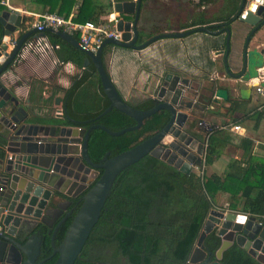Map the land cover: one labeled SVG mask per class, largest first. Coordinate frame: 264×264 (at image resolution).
I'll return each instance as SVG.
<instances>
[{
    "label": "water",
    "instance_id": "obj_1",
    "mask_svg": "<svg viewBox=\"0 0 264 264\" xmlns=\"http://www.w3.org/2000/svg\"><path fill=\"white\" fill-rule=\"evenodd\" d=\"M142 3L143 0H119L113 6V13L118 16L130 15L133 20L119 19L116 26L121 39L104 40L96 52L83 50L73 36L47 30L84 51L96 66L104 93L110 101V106L97 119L116 109L135 120V126L118 132L103 125H94L87 130L67 125L44 126L31 123L26 109L3 85L1 76L12 68L21 48L37 30L32 28L20 37L11 52H8L9 45L5 37H12L21 29L25 18L11 11L0 15V23L5 29L0 47V130L7 129V152L10 155L6 160L0 158V222L3 228L0 232V264H42L39 262L42 236L38 230L41 225L53 230V253L50 258L58 256L55 264H75L101 217L119 175L148 155L186 174L203 165L205 141L195 139L185 130L189 116L183 110L200 107L188 98L192 93L189 82L180 76L167 74L158 94L159 103L151 110L137 109L124 100L105 68L103 51L107 46L140 51L162 39H182L197 32L226 33V74L236 82L235 86L241 87V98L249 99L253 88L259 85H253V81L264 74V48H251V44L254 35L264 27V7L253 13L243 0L235 16L250 27L251 32L244 45L240 71L232 73L228 64L231 50L229 24L216 33L207 27H199L184 32L159 34L139 43L138 22ZM89 65L90 60H86L84 68ZM229 99L228 89L215 90L214 103ZM161 110L169 111L171 118L160 132L115 157L109 158L110 154H107L100 164L91 160L88 142L94 129L119 137L140 129L147 119ZM93 170H102L103 173L88 190ZM84 192L82 205L64 240L57 247V231L74 211V208L70 209L72 202L65 200V196L76 199ZM213 231H217L221 238L220 247L214 255L204 246L206 237ZM234 244L264 262V226L259 224L257 217L239 211L213 210L185 264H222L223 253Z\"/></svg>",
    "mask_w": 264,
    "mask_h": 264
},
{
    "label": "trees",
    "instance_id": "obj_2",
    "mask_svg": "<svg viewBox=\"0 0 264 264\" xmlns=\"http://www.w3.org/2000/svg\"><path fill=\"white\" fill-rule=\"evenodd\" d=\"M49 11L52 13L54 7ZM65 12L64 17L69 18L70 12ZM112 15L113 4L110 0H80L73 20L103 25L111 22ZM230 21V18L224 20L227 25ZM222 26L210 28L218 30ZM45 35L52 45L59 46L56 52L59 61L72 63L81 71L74 77L72 86L64 92L61 123L87 130L94 125H103L113 132L135 126L133 118L116 109L97 119L110 106V101L104 93L96 66L84 51L65 42L59 35L51 32ZM4 37L5 29L0 23V47ZM142 42L143 39H140ZM109 47L113 46L104 49L103 57ZM86 60H90V65L84 68ZM158 103V100L150 99L135 107L151 110ZM170 118L169 111L161 110L147 119L140 129L119 137L94 129L88 142L89 156L94 163L100 164L107 154L112 158L128 151L160 132ZM220 129H211L207 133V166L212 163L214 153L219 151L213 138ZM6 146V135L0 133L1 156ZM237 164H233L232 170L222 178L216 174L207 176L203 166L199 173L186 174L153 156H146L117 178L101 217L75 264H185L211 211L224 210L216 202L218 191L230 193L231 199H238L237 206L231 205L234 211L245 212L243 201L245 198L253 199L250 215L264 222V163H252L245 170ZM98 172L99 176L90 188L103 173L102 170ZM86 192L77 199H71L70 209L74 208V211L57 231V247L64 240ZM38 230L42 236L39 262L55 264L58 256L50 258L53 253V230L43 225ZM220 244L217 231L209 234L204 242L205 248L213 255ZM221 263L264 264L236 244L223 253Z\"/></svg>",
    "mask_w": 264,
    "mask_h": 264
},
{
    "label": "crops",
    "instance_id": "obj_3",
    "mask_svg": "<svg viewBox=\"0 0 264 264\" xmlns=\"http://www.w3.org/2000/svg\"><path fill=\"white\" fill-rule=\"evenodd\" d=\"M245 1L248 6L249 0ZM79 2L80 0H10L13 11L0 4V15L11 11L18 12L25 18L21 29L12 37H5L9 45L8 52L14 47L12 43L23 36L24 30L26 34L33 28L38 14L50 12L49 9L54 7L52 13L64 17L67 10L70 12L69 17L74 18ZM242 2L243 0H238L233 4L228 1L209 11L206 6H196L191 0H143L138 22L139 43L140 39L145 42L159 34L184 32L199 27H207L216 33L227 27L224 20L230 18L228 27L231 29V50L228 64L232 73H238L242 66L245 39L251 32L250 27L235 18ZM112 17L133 20L130 15L118 16L113 13ZM221 24L223 26L218 30L210 28ZM37 37L38 34L35 33L29 39ZM53 46V51L46 58L27 54L23 59L16 60L12 68L1 76V82L20 101L33 124L66 125L61 123L62 116H58L57 112L63 111L64 92L72 86L74 77L81 72L72 63L60 62L56 54L59 46ZM251 48H264V27L252 38ZM225 50L226 33L197 32L182 39H162L140 51L109 47L103 57L111 80L124 100L132 106L150 99L159 101L158 94L167 74L180 76L189 82L192 93L188 98L200 107L183 110L189 116L185 130L195 139L205 141L207 151L208 130L200 123L216 130L221 128L213 138L219 151L214 153L213 161L208 166L205 163V152L202 168L206 170L207 176L216 174L222 178L232 170L233 164L238 163L237 166L245 170L252 163H264V109L261 108L264 98L255 93V87L249 99L241 98V87L235 86L236 82L226 74ZM262 82L264 74L254 80L253 85H262ZM217 88L228 89L230 99L214 103ZM232 126H240L241 131L232 130ZM0 133L6 135L7 129H1ZM3 149L4 154H0V158L6 160L10 155L7 146ZM199 169L194 168L193 172L199 173ZM71 199L73 198L65 196V200ZM216 202L225 211H234L231 205L237 206L238 199H231L230 193L218 191ZM243 202L245 212L238 211L250 215L253 199L245 198ZM257 220L260 221V218L257 217Z\"/></svg>",
    "mask_w": 264,
    "mask_h": 264
},
{
    "label": "built area",
    "instance_id": "obj_4",
    "mask_svg": "<svg viewBox=\"0 0 264 264\" xmlns=\"http://www.w3.org/2000/svg\"><path fill=\"white\" fill-rule=\"evenodd\" d=\"M113 6L117 0H110ZM0 4L13 11V7L10 5V0H0ZM260 7H264V0H249L247 8L256 13ZM36 22L33 24V28L37 30L38 37L34 39H28L23 45L18 55L17 60L23 59L27 54L39 56L40 58H46L51 54L54 46L49 42L45 33L47 30L52 29L55 32H64L70 36L76 37L80 46L85 51L96 52L100 45L106 39H121V33L117 31V17H111V22L108 24L97 25L94 22L87 21L84 23L76 22L73 17L65 18L55 13L45 12L38 14ZM16 41L12 43V46L16 45ZM262 77V76H261ZM255 93L264 98V87L259 84L255 87ZM264 109V103L261 106ZM58 116L63 115V111L57 112ZM201 126L211 131L212 127L200 123ZM234 131H241L240 126H232ZM11 159V157H9ZM259 224L264 226V222L259 221ZM2 226L0 224V231Z\"/></svg>",
    "mask_w": 264,
    "mask_h": 264
},
{
    "label": "rangeland",
    "instance_id": "obj_5",
    "mask_svg": "<svg viewBox=\"0 0 264 264\" xmlns=\"http://www.w3.org/2000/svg\"><path fill=\"white\" fill-rule=\"evenodd\" d=\"M204 1V2H203ZM228 1H230V3L232 2L233 4L235 3V1L237 0H191V2L196 5V6H206L207 8H209L210 10L209 11H212L216 8H218L219 6L223 5V3H228ZM245 42H246V39H245ZM206 129V128H205ZM208 130V129H206ZM99 176V172L98 170H93L91 172V175L89 177V187L88 189L90 188V186L92 185V183L98 178ZM82 195V194H81ZM224 211H225V208H224Z\"/></svg>",
    "mask_w": 264,
    "mask_h": 264
},
{
    "label": "flooded vegetation",
    "instance_id": "obj_6",
    "mask_svg": "<svg viewBox=\"0 0 264 264\" xmlns=\"http://www.w3.org/2000/svg\"><path fill=\"white\" fill-rule=\"evenodd\" d=\"M80 196H81V195H80ZM80 196H79V197H80Z\"/></svg>",
    "mask_w": 264,
    "mask_h": 264
}]
</instances>
